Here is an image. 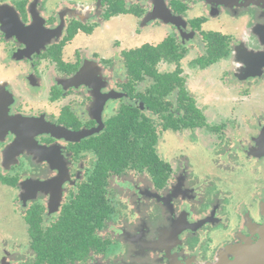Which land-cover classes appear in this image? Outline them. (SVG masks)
Instances as JSON below:
<instances>
[{
	"label": "flooded vegetation",
	"instance_id": "obj_1",
	"mask_svg": "<svg viewBox=\"0 0 264 264\" xmlns=\"http://www.w3.org/2000/svg\"><path fill=\"white\" fill-rule=\"evenodd\" d=\"M114 19L134 20V36L148 30L163 39L131 49L116 40L101 55L92 39ZM219 19L221 29L209 28ZM218 42L222 57L205 63ZM210 73L232 96L228 113L212 115L209 92L193 84ZM263 92L264 0H0V208L5 193L22 229H0V258L264 264L253 257L264 243V109L238 108ZM124 116L144 130L118 135L126 156L113 167L101 159L100 137ZM37 123L85 137L67 141ZM143 124L155 158L146 157ZM198 150L201 165L192 162ZM242 163L249 181L242 173L237 185ZM211 189L225 197L211 199ZM112 224L134 228L131 240L115 244Z\"/></svg>",
	"mask_w": 264,
	"mask_h": 264
},
{
	"label": "rangeland",
	"instance_id": "obj_2",
	"mask_svg": "<svg viewBox=\"0 0 264 264\" xmlns=\"http://www.w3.org/2000/svg\"><path fill=\"white\" fill-rule=\"evenodd\" d=\"M196 6H200L198 4H196ZM201 15H203L201 13ZM205 18L208 19H213L211 16V13H205ZM204 16V15H203ZM116 19L112 20V22L109 24V29L107 30V28H102V31H99L97 34H95V36L92 39L93 44H97L98 45V52L102 55L103 53H109V51L111 50V44L116 41L119 40L120 44L125 47V48H135V47H139V45L143 44V43H149L150 41H153L155 43L162 41L163 36H161L158 33H155L151 36L152 32H149L148 30L144 31L142 34L140 35H133V30L135 27V21L132 19H126L124 20L123 23L118 24L117 21H115ZM223 19H219L216 20L217 22L209 25V28H211L213 31H217L218 29H221L220 26V22L218 21H222ZM239 28V26H236V28ZM235 31H237L235 29ZM220 76V75H219ZM207 77H212L211 73L210 75L207 74H201L199 77H197L193 84L196 87V84H200V85H204L205 86V90L207 92H209V96L208 99L210 101H213V105L216 106V108H212L209 110L210 113L212 115H215L214 111H220V109L224 112H229L231 110V106H232V96L229 95L228 93H224L221 92L220 89L218 88V84L217 82H210ZM200 80V81H199ZM216 80V79H214ZM208 105V104H207ZM220 108V109H219ZM242 110L243 113H245V115H247L250 112H255V113H260L263 111L264 109V92L260 93V95L258 97H254L251 100V103L246 105V102L244 104H242V107H238ZM227 122V120H226ZM217 126H219V130L222 131V129H224V126L222 124H218ZM240 135H245L244 134H240ZM218 137V135L216 136ZM226 145L225 141H220L217 143H212L209 144L208 147L213 146L214 148L220 149L222 147H224ZM204 150V149H203ZM207 152V151H206ZM202 151L198 150L195 151L194 156H198L196 157L192 162L196 165H201L200 162L203 161L204 163V158L201 159L202 156ZM210 156V153H209ZM206 162V160H205ZM207 162L210 163L209 160H207ZM206 162V164H207ZM216 163V161H211V165H214ZM237 165V164H236ZM264 167V166H263ZM240 170H237V172L235 173V177L238 179L239 176L242 175V173H244L245 175L241 178L242 181H249V174H250V169L247 168V165L243 163L239 165ZM234 176V175H233ZM241 179H238L237 185L241 184ZM210 184L212 181V178L210 177ZM209 184V185H210ZM220 184V182H219ZM223 186H225V188H229L231 185H229V182H227V184H223ZM213 187V186H210ZM238 187H235V189H238ZM244 187H242L240 189L241 193L244 194ZM208 194L210 196V198L212 199V196H219V197H225V193L224 191H214L213 189L208 191ZM4 196H2V204H1V208H0V220L3 221V224H0V229H10V228H6V227H13L16 232L18 233H22V229L20 228V222L19 219L17 218V216L15 214H13L12 212V208H11V197L10 199L8 197H5V193L3 194ZM131 202H130V206L131 208H134L133 203L135 201H138V198H131ZM210 199V200H211ZM5 222H7L6 224H4ZM14 223V224H13ZM123 224H112V227L114 228L115 231L114 232V237L111 236V238L113 239L112 241H116L115 244L117 242H122V240H118L123 239L124 242H129L131 240V237L129 235L135 232V229H129L128 227H126V232H120V228L118 226H121ZM3 231V230H2ZM1 233V231H0ZM112 235V234H110ZM10 247V245H9ZM11 249V248H10ZM7 257V258H6ZM0 264H14V260L12 259V257H8L5 256L4 258H0Z\"/></svg>",
	"mask_w": 264,
	"mask_h": 264
},
{
	"label": "trees",
	"instance_id": "obj_3",
	"mask_svg": "<svg viewBox=\"0 0 264 264\" xmlns=\"http://www.w3.org/2000/svg\"><path fill=\"white\" fill-rule=\"evenodd\" d=\"M218 43L215 46H213L212 49L210 50L209 59L205 63L210 64L222 57L223 52L220 51L221 47H220V43L219 44ZM136 54H138V52ZM134 62H135V65L137 66L142 65V60L139 56H138V59H135ZM126 118L127 117L124 116V117L116 118L114 120L109 121L107 123V129H106L107 132H105L100 137L99 150H100L101 159L104 161V163L106 164L110 163L113 167L116 166L117 163L120 162L122 159H124L126 156L124 146H122L121 143L117 141L118 135L121 133L127 132L128 127H130V129H132L133 131L135 130L136 132H139V129L141 132L144 130V128L141 127L142 123L136 121L135 117L131 116L130 118H127V119ZM145 134L147 138L145 142V147L148 146V149L145 152V154L147 155L146 157L155 158L153 152L149 151L151 150V147L153 146L155 142V138L152 134V131H150L147 125H145ZM36 245H37L39 254L43 255V253H46V246L44 242L40 241Z\"/></svg>",
	"mask_w": 264,
	"mask_h": 264
},
{
	"label": "water",
	"instance_id": "obj_4",
	"mask_svg": "<svg viewBox=\"0 0 264 264\" xmlns=\"http://www.w3.org/2000/svg\"><path fill=\"white\" fill-rule=\"evenodd\" d=\"M199 1H205V2L219 3L220 4L221 1H226V0H199ZM229 1H231V0H229ZM99 110L101 111V107L99 108ZM22 126L23 127H29L30 129H34V126L30 121L23 123ZM36 127L37 128H44V131L50 130L52 135H55L56 137H61L65 140L71 141V142L79 141L80 138L85 137V135L81 134V133H75V132H71L67 129L57 128V127H53V126H47V125L41 124V123H37ZM40 132L42 133L43 131H40ZM36 133H39V132H36ZM34 135H35V132H34ZM253 249H257V252L253 255V257L264 256V243H263V245L260 244L257 248L255 247ZM246 252H247V254H249L250 250L246 251ZM254 259H253V263H254ZM243 263L244 262L240 260L236 264H243ZM256 264H261L260 259L259 260L257 259Z\"/></svg>",
	"mask_w": 264,
	"mask_h": 264
}]
</instances>
